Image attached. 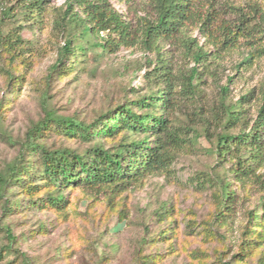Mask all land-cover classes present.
I'll return each mask as SVG.
<instances>
[{"label": "rangeland", "instance_id": "1", "mask_svg": "<svg viewBox=\"0 0 264 264\" xmlns=\"http://www.w3.org/2000/svg\"><path fill=\"white\" fill-rule=\"evenodd\" d=\"M63 1L50 0L49 5ZM110 2L125 19L132 17L124 3ZM11 8L15 0H0V32L23 27L21 36L28 48L9 62V52L0 45L1 175L18 159L40 168L39 151L24 147L27 131L46 112L91 124L119 103L145 93L143 74L154 59L135 48L121 47L109 54L90 47L78 52L72 65L66 61L69 68L64 72L48 75L63 40L50 34L48 16L37 28L20 24L11 15L4 17ZM194 36L202 42L197 32ZM239 58L238 53L225 57L219 84L202 78L197 104L183 105L196 109L194 114L179 111L177 124L188 127L190 140L167 171L145 176L121 191L69 186L63 189L64 201L58 208L47 203L52 188L39 173L26 180L33 187L13 186L0 198V264H24L25 259L28 264H264V228L255 225L259 236L248 245L239 238L243 213L255 206L256 194L248 193L246 185L237 214L217 225L214 195L219 190L205 186L207 176L221 179L227 164L216 160L217 129L210 128L214 136H204L201 116L210 117L213 108L220 109V101H239L264 73L263 62L236 69ZM227 76L232 77L229 83ZM225 84L229 92L223 98L219 86ZM120 137L94 135L86 141L64 136L52 126L37 142L48 150L66 148L83 154L96 144L112 147Z\"/></svg>", "mask_w": 264, "mask_h": 264}, {"label": "trees", "instance_id": "2", "mask_svg": "<svg viewBox=\"0 0 264 264\" xmlns=\"http://www.w3.org/2000/svg\"><path fill=\"white\" fill-rule=\"evenodd\" d=\"M118 1L132 14L129 20L110 0H64L57 6H50V0H15V8L6 9L4 17L11 15L20 24L37 28L49 17L50 34L62 39L63 45L48 75L64 72L66 61L72 65L77 53L90 47L109 54L121 47L135 48L154 59L143 74L145 93L119 103L91 124L46 112L27 131L24 147L39 151L40 168L23 165L18 159L0 174V198L10 194L13 186L33 187L26 180L34 173L51 186L46 201L58 208L64 201L63 189L69 186L121 191L145 176L167 171L190 140L188 127L177 124V115L182 109V114H194L196 109L186 110L183 105L197 104L202 78L219 84L224 59L233 53L240 56L236 69L262 62L264 66V0ZM22 28L0 32V45L9 52V62L28 48ZM195 32L203 39L201 43ZM231 80L227 76V83ZM219 89L226 97L228 84ZM219 108H213L211 118L201 116L202 134L210 138L214 136L210 128L217 129L216 160L227 166L221 179L207 176L205 186L219 190L214 195L217 225L237 214L246 185L248 193L256 194L255 206L243 213L239 237L248 245L259 236L255 225L264 228V73L239 101H220ZM52 126L64 136L86 141L94 135L113 138L119 133L121 137L112 147L96 144L83 154L66 148L48 150L39 145L37 137ZM233 128L238 131L232 133ZM6 234L13 242L8 228ZM24 264H28L26 259Z\"/></svg>", "mask_w": 264, "mask_h": 264}]
</instances>
